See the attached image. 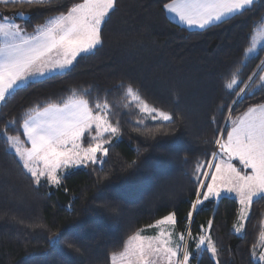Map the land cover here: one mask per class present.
I'll list each match as a JSON object with an SVG mask.
<instances>
[{"label":"trees","instance_id":"obj_1","mask_svg":"<svg viewBox=\"0 0 264 264\" xmlns=\"http://www.w3.org/2000/svg\"><path fill=\"white\" fill-rule=\"evenodd\" d=\"M77 2L52 0L43 7L9 3L0 4V10L6 15L30 13L17 21L31 32ZM168 2L118 0L104 26L102 46L78 57L70 70L28 82L0 105V132L14 121L7 135L24 140L20 124L28 109L61 103L73 90H87L85 98L92 104L107 99L115 113L111 121H119L122 133L108 146L103 171L100 165L74 169L61 176L59 187L46 180L34 184L0 136V264H111L110 254L121 249L128 235L171 211L177 216L175 231L185 234L189 251L196 252V241L187 240L188 232L198 237L203 230L218 249L219 264H259L252 251L257 248L264 200L252 206L242 236L233 231L239 205L231 198L206 201L192 222L187 213L196 198V164L218 151L215 140L225 126L227 105L237 100L235 116L264 103V89L243 98L225 90L249 46L253 21L264 14V4L258 0L254 14L217 27L188 30L166 17L163 4ZM262 60L264 51H259L239 78L248 81L254 72L262 73L257 68ZM121 84L138 88L146 101L171 113L173 121L148 120L150 128H160L155 136L136 131L142 126L136 124L134 107L123 108ZM240 87L244 84L235 91ZM61 231L64 237L50 251L49 237ZM199 264L217 261L205 251Z\"/></svg>","mask_w":264,"mask_h":264},{"label":"snow or ice","instance_id":"obj_2","mask_svg":"<svg viewBox=\"0 0 264 264\" xmlns=\"http://www.w3.org/2000/svg\"><path fill=\"white\" fill-rule=\"evenodd\" d=\"M117 2L80 0L72 3L66 12L61 11L37 24L31 33L12 22L10 17H0V104L22 86L27 87L26 81L31 77L70 70L78 57L102 46L104 26ZM259 2L264 4V0ZM9 3L43 7L52 5V0H0V4ZM163 9L178 18L181 24L205 30L254 14L258 10V0H170L163 4ZM16 14L30 16L24 12ZM259 51H264V14L253 21L249 46L225 85L228 94L235 92L237 98H243L245 94L252 96L257 90L264 89V74L260 72H254L248 81L239 78L242 69L257 57ZM257 68L264 70V60ZM241 83L244 87L235 91ZM120 87L124 90L123 108L134 107L136 124L142 126L136 131L155 136L160 128H150L148 120L173 121L171 113L150 104L132 84H121ZM86 95L87 90L79 94L73 90L61 103L49 102L44 107L28 109L20 124L24 140L20 135H7V129L14 121L5 124L4 131L0 132L8 149L14 150L18 162L37 186L46 180L49 185L59 187L62 174L73 167L100 165V171L104 170L108 146L113 140L120 139L121 128L119 121H111L115 113L107 99L103 102L97 99L92 104ZM236 103L234 99L227 105L229 114L225 117V126L220 128L221 135L215 140L218 151L212 152L211 159L196 164V198L191 203L187 220L192 222L194 213L202 211L206 201L231 198L239 205L233 229L242 236L252 206L264 200V103L249 106L233 116ZM212 123H216L215 116ZM86 134L88 142L85 146ZM233 161H238L240 167ZM177 223L176 212L171 211L152 224L138 228L127 236L118 252L110 254L111 264H190L192 259L199 264L205 251L219 264L218 249L209 234L202 230L198 237H193L188 232L187 240L196 241V252L193 253L189 251L185 234L175 233ZM211 225L212 220H209V229ZM149 229H155V234L145 235ZM260 229L257 239L264 246V220L260 222ZM63 237V231L49 237V250L55 251ZM72 246L68 244V247ZM252 259H257L255 245ZM258 261L264 264V252L260 253Z\"/></svg>","mask_w":264,"mask_h":264},{"label":"rangeland","instance_id":"obj_3","mask_svg":"<svg viewBox=\"0 0 264 264\" xmlns=\"http://www.w3.org/2000/svg\"><path fill=\"white\" fill-rule=\"evenodd\" d=\"M16 13H19V12H16ZM16 13H14V14H9V16H11L12 18L13 17H15V18H24V16H20V15H17ZM6 14L3 12V11H1L0 10V16L1 17H4ZM13 22V21H12ZM56 73H61V72H47L45 75H43V76H40V75H36V76H33V77H31L27 82H31V81H36V80H39V79H43V78H45V77H47V76H50V75H53V74H56ZM262 73L264 74V72L262 71ZM23 131V130H22ZM25 139V138H24ZM87 142H88V137H87V134L85 135V138H84V144H85V146L87 145ZM26 146H30V145H26ZM13 153H14V150H11ZM15 154V153H14ZM18 159V158H17ZM233 163L234 164H236L238 167H240V165H239V162L238 161H233ZM81 167H83V166H81ZM81 167H73V168H70V169H68V170H66L63 174H62V176L63 175H65L66 173H68L69 171H72V170H74V169H78V168H81ZM202 179H203V177H202ZM212 200H214V201H217L216 199H212ZM251 213H252V210H251ZM250 213V214H251ZM262 220H264V213H263V217H262ZM246 222H247V220L245 221V224H246ZM237 223V219H236V222H235V224ZM155 229H149L148 231H146L145 232V235H154L155 234ZM233 231H234V229H233ZM175 233H176V231H175ZM207 233V232H206ZM235 233V232H234ZM244 233V232H243ZM208 234V233H207ZM258 242V241H257ZM255 252H256V257H257V259H256V261H258V257H259V255H260V253L261 252H264V246H261V244L258 242L257 243V248H256V250H255ZM181 258H182V254H181ZM259 262V261H258Z\"/></svg>","mask_w":264,"mask_h":264},{"label":"crops","instance_id":"obj_4","mask_svg":"<svg viewBox=\"0 0 264 264\" xmlns=\"http://www.w3.org/2000/svg\"><path fill=\"white\" fill-rule=\"evenodd\" d=\"M165 14H166V17H167L171 22H173V23H175V24H177V25H179V26H182V27H184V28H186V29H188V30H201V29H199V28H195V27L189 28V27H187L186 25L181 24L178 18H176L174 15L168 14L166 11H165ZM4 17H10V18H11V21H13L14 23L20 25L22 28H24V27L22 26V24H21L19 21H17V19H26V18H27V15H25L24 18H15V17L12 18V17L9 16V15H5ZM42 23H44V22H42ZM42 23H41V24H42ZM25 31H26V30H25ZM26 32H28V31H26ZM31 32H32V31H31ZM31 32H28V33H31ZM263 72H264V70H263ZM262 74H263V73H262ZM47 77H48V76H47ZM39 80H40V79H39ZM26 83H28V82L26 81ZM0 105H1V104H0Z\"/></svg>","mask_w":264,"mask_h":264}]
</instances>
